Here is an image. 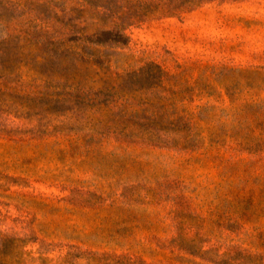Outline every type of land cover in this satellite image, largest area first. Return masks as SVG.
<instances>
[{"label": "rangeland", "instance_id": "374dc122", "mask_svg": "<svg viewBox=\"0 0 264 264\" xmlns=\"http://www.w3.org/2000/svg\"><path fill=\"white\" fill-rule=\"evenodd\" d=\"M12 1L77 54L26 39L0 74V243L22 264H264V0L121 38L78 0Z\"/></svg>", "mask_w": 264, "mask_h": 264}, {"label": "trees", "instance_id": "16d2710c", "mask_svg": "<svg viewBox=\"0 0 264 264\" xmlns=\"http://www.w3.org/2000/svg\"><path fill=\"white\" fill-rule=\"evenodd\" d=\"M40 8H48L51 0H35ZM212 0H78L80 12H89L102 23H114L116 35L124 31L125 27L142 21L148 17H172L180 12L201 5ZM25 8L20 3L12 0H0V25L4 35L0 36V74L11 72L22 62V43L26 39H31L34 43H47L45 46H53L54 55L58 57L68 54H77L75 51L65 50V34L62 29L51 34L48 31L37 30L29 31L17 28V24L22 23ZM4 20V21H3ZM121 35V34H120ZM55 37L60 39L52 40ZM114 43H120L121 39H113ZM94 44H104L103 41H90ZM87 49V48H86ZM84 55L89 56L94 61L101 64L106 63L107 53L101 50L88 48ZM17 240L4 238L0 243V254L7 255L13 249L17 250L18 263L22 264V253H19ZM1 264V263H0Z\"/></svg>", "mask_w": 264, "mask_h": 264}]
</instances>
